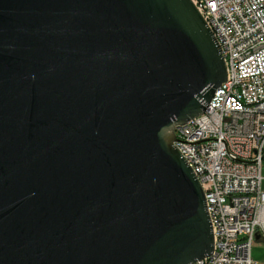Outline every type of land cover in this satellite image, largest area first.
Segmentation results:
<instances>
[{"label":"water","instance_id":"95a60500","mask_svg":"<svg viewBox=\"0 0 264 264\" xmlns=\"http://www.w3.org/2000/svg\"><path fill=\"white\" fill-rule=\"evenodd\" d=\"M226 79L191 0H0V264L209 256L175 128Z\"/></svg>","mask_w":264,"mask_h":264},{"label":"built area","instance_id":"2783aa9c","mask_svg":"<svg viewBox=\"0 0 264 264\" xmlns=\"http://www.w3.org/2000/svg\"><path fill=\"white\" fill-rule=\"evenodd\" d=\"M212 31L227 79L206 111L175 128L203 189L213 252L193 264H259L264 242V0H191Z\"/></svg>","mask_w":264,"mask_h":264},{"label":"rangeland","instance_id":"374dc122","mask_svg":"<svg viewBox=\"0 0 264 264\" xmlns=\"http://www.w3.org/2000/svg\"><path fill=\"white\" fill-rule=\"evenodd\" d=\"M262 175L264 178V167H263V171H262ZM262 189L264 191V180L262 183ZM264 242L263 241H257L255 242V244L253 245L252 248V254H253V258L254 261L258 262L259 264H263V255H264Z\"/></svg>","mask_w":264,"mask_h":264},{"label":"crops","instance_id":"0c3cea01","mask_svg":"<svg viewBox=\"0 0 264 264\" xmlns=\"http://www.w3.org/2000/svg\"><path fill=\"white\" fill-rule=\"evenodd\" d=\"M259 241H261V240H259ZM264 248V247H263ZM252 257H253V254H252ZM254 259V258H253ZM263 264H264V255H263V262H262Z\"/></svg>","mask_w":264,"mask_h":264}]
</instances>
